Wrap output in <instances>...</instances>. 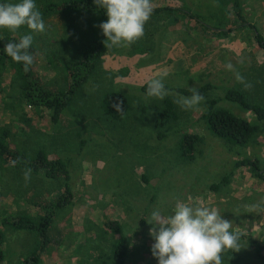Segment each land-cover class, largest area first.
<instances>
[{"label":"rangeland","instance_id":"rangeland-1","mask_svg":"<svg viewBox=\"0 0 264 264\" xmlns=\"http://www.w3.org/2000/svg\"><path fill=\"white\" fill-rule=\"evenodd\" d=\"M105 1L112 5L118 0ZM149 1L155 8L190 11L213 29L233 28V31L226 37L215 35L194 20L183 19L179 12L162 11L153 19L137 16L132 7L124 8L105 27H100L102 17L95 15H81L71 23L72 15L58 13L32 28L10 24L0 17L3 30L36 47L35 73L52 88L62 78L49 56L70 57L78 44L98 37L103 30L113 29L117 34L106 44L102 73L84 88L81 102L85 96L88 100L83 106L80 102L67 108L58 123L49 112L21 105L15 72L2 67L0 84L5 90L0 96V127L8 125L17 130L13 140L18 147L33 151L45 146L50 154L78 152L81 145L78 130L83 132L82 137H92L93 141L74 156L71 172L73 188H81L83 183L82 188L89 191L90 197L86 194L87 197H77L76 208L72 206L68 215L64 213L62 224L73 234L88 218L95 217L101 222L102 209L111 212L112 218L127 221L132 229L145 221L143 231L129 233L134 247L127 264H225L216 263L211 254L219 246L215 234L218 230L245 235L238 246V261L226 264H264L256 255L259 241L264 240V179L249 168L235 169L236 162L246 157L260 158L264 166V134L247 147H234L213 135L202 119L204 110L216 99L217 107L231 109L252 123L258 122L256 116L225 95L228 89H246L253 102L264 105V47L256 37V34L264 37V0H240L244 19L235 12L232 0ZM19 2L11 1L15 6ZM74 25L82 27L76 29ZM150 81H159L170 88L199 89L208 84L211 87L194 97L180 95L173 89L143 92L142 85ZM103 87H119L130 94L131 108L123 124L101 116L98 102ZM171 94L179 103L180 119L163 128L172 133L160 139L155 129L157 106ZM25 113L31 122H23ZM184 131L203 137L195 161H182L178 155V140ZM68 133L75 135L70 142ZM78 170L80 173L75 175ZM232 170L236 172L232 173L231 181L222 184L223 177ZM150 171L158 190L145 185L150 191L135 196L132 181ZM123 175L126 177L116 195L114 189L120 186L110 184H117ZM217 183L219 189L215 188ZM56 187L57 184L40 176L0 165V226L9 214L34 212L25 195L35 192L38 198V193L51 192ZM152 191L158 192L156 199ZM112 196H120L117 199L121 203L114 207L108 202ZM32 236L25 230L7 233L5 264L18 263L20 254L32 246ZM67 250L52 248L44 255L42 264H73L76 259L70 260Z\"/></svg>","mask_w":264,"mask_h":264},{"label":"trees","instance_id":"trees-1","mask_svg":"<svg viewBox=\"0 0 264 264\" xmlns=\"http://www.w3.org/2000/svg\"><path fill=\"white\" fill-rule=\"evenodd\" d=\"M11 1L14 2V0H0V17L10 24H16L24 28H32L58 13L72 15L71 23H74L81 15L102 17L100 27H105L107 21L114 20L124 8L128 7V10H130L132 7V13L137 16L153 17V19L162 11L173 12L174 14L179 12L182 14L183 19L194 20L195 23L201 24L202 28L207 31L211 30L215 35L219 34L226 37L233 31V28L228 30L225 28L213 29L204 25L200 19L195 18L193 13L182 8H155L149 0H118L112 5L107 4L105 0H20L16 6L12 5ZM232 1L235 12L244 19L240 0ZM80 27L82 26H75L76 29ZM3 29L4 27L0 24V69L9 67L14 70L15 78L19 83L20 96L18 99L20 104L25 107L29 106L34 110L39 109L41 112H49L52 120L57 123L67 108L81 102L87 83L102 73L100 67L106 53V44L117 36L113 29L103 30L98 37L78 44L71 52L70 57L49 56L48 59L53 67L61 71L62 78V82H57V86L52 88L35 73L36 47L33 43L24 41L20 36L13 35ZM256 31L255 33H258ZM256 37L260 45L264 47L263 35L256 34ZM106 86L108 87V84ZM210 87L211 84L199 89L170 88L159 81H150L145 82L141 90L151 94L173 89L174 92L180 95L194 97L206 92ZM108 88L103 87L99 92L98 105L101 109V116L106 120H114L117 124H123L131 108L130 94L128 95V92L126 93L125 90L119 87ZM240 89H228L225 98L237 102L247 112L256 116L257 123H252L248 117H243L231 109L217 107L218 100L216 99H213L211 104L204 110L202 119L209 131L227 144L234 147H247L256 137L264 134V105L253 102L245 92L246 89ZM4 90V85L0 84V96L4 93ZM87 100L85 96L80 106H83ZM178 105L179 103L173 94L166 95L158 104L155 129L160 139H165L172 133V131H165L163 128L170 127L180 119ZM86 115L84 114V117ZM22 120L24 123L31 122V118L27 113L22 115ZM157 127L162 128V130ZM16 133L17 130L11 128V126L0 127V165L8 168L12 167L19 172H25L26 175L40 176L49 183L57 184V187L51 192L38 193V198L35 192L28 196L25 195V200L32 205L34 212L22 210L14 216L9 214L2 220L0 226V264H5L9 245L7 233L10 230H25L33 235L31 241L34 240V242L32 246L30 244L25 252L20 254L17 264H42L44 255L54 247L63 251L68 249L66 253H70V260L76 259L73 264L129 263L130 250L134 247L131 238L133 236L129 233L132 232L135 235L137 232L143 231L141 226L145 224V221H140L139 225L132 229V227L127 226V221L116 217L112 218L111 212L102 209L101 222H98L95 217L93 219L88 218L83 226H77L73 234L68 232L69 229L62 224L64 213L67 214L68 210L73 207L76 208V198L89 195V191L82 188L85 186L83 183L81 188L76 190L73 188V174L71 172L74 169V158L81 153L84 146L86 147L93 141L92 137H82L83 132L78 130L77 138L80 137L81 141L78 152L77 150H70V152L68 150V153L65 154L62 152L50 154L45 146H40L33 151L18 147L13 140ZM74 136L72 133L67 134L69 142L73 140ZM202 142L203 137L201 135L191 131L182 132L177 145L180 159L185 162L195 161L197 151L201 150ZM76 152L77 155H74ZM75 166L78 168L77 164ZM244 167L249 168L260 179H264V166L260 158L246 157L238 160L235 164V169ZM235 172V170H232L231 174L225 175L222 184L228 185L232 173ZM78 173H80L79 170L75 175H78ZM124 177L126 175L120 176L117 179V184H115L116 182L110 184L120 186L115 187L114 194L117 195L118 191L116 192V189L121 188ZM139 178V180L135 178L136 180H133L131 185L136 189L135 196L150 191L147 187L158 190V186L152 182L154 176L151 171L143 172ZM139 183L142 185L139 186ZM215 188L219 189L220 183H217ZM152 192L153 198L156 199L159 195L158 192ZM260 195L262 194L260 193ZM103 198L105 199L104 196ZM117 198L121 199L120 196H112V199L108 202L115 207V205L121 203V201L118 202ZM215 234L217 240L220 241L219 246L211 253L216 263L223 261L226 264V262L238 261V246L242 242V238L245 237L243 232L218 230ZM258 247L256 255L264 260V240L259 241ZM145 250L149 251L148 248Z\"/></svg>","mask_w":264,"mask_h":264}]
</instances>
